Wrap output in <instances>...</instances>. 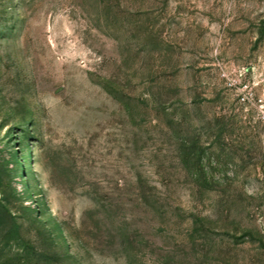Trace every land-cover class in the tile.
I'll return each instance as SVG.
<instances>
[{"label":"rangeland","instance_id":"1","mask_svg":"<svg viewBox=\"0 0 264 264\" xmlns=\"http://www.w3.org/2000/svg\"><path fill=\"white\" fill-rule=\"evenodd\" d=\"M262 114L264 0H0V264H264Z\"/></svg>","mask_w":264,"mask_h":264},{"label":"built area","instance_id":"2","mask_svg":"<svg viewBox=\"0 0 264 264\" xmlns=\"http://www.w3.org/2000/svg\"><path fill=\"white\" fill-rule=\"evenodd\" d=\"M247 85L246 84H240L237 87H235L236 90V96L238 98V101L240 102H244L245 100H247ZM261 105V104H260ZM262 107V105H261ZM261 112L263 113V111L261 110ZM262 119H264V115L262 114V116H260Z\"/></svg>","mask_w":264,"mask_h":264}]
</instances>
